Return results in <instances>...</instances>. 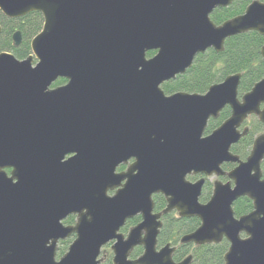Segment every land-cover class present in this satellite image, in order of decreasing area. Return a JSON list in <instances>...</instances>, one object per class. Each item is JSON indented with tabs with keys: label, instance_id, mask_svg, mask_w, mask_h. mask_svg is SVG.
<instances>
[{
	"label": "water",
	"instance_id": "water-1",
	"mask_svg": "<svg viewBox=\"0 0 264 264\" xmlns=\"http://www.w3.org/2000/svg\"><path fill=\"white\" fill-rule=\"evenodd\" d=\"M234 1L0 0L6 18H43L28 57L0 53V264H100L111 242L112 264H191L192 255L173 260L175 246H157L161 218L171 212L199 220L180 245L225 239L223 264H264V133L244 160L231 152L248 134V117L264 126V77L241 97L240 73L204 94L161 88L197 55L222 52L228 38L264 37V0L212 22L215 9ZM21 41L15 31L13 46ZM60 78L66 83L52 88ZM226 107L228 118L205 134ZM153 195L166 201L160 212ZM242 197L252 210L235 217L232 205ZM71 215L74 225H64ZM72 235L56 260L58 243ZM136 247L142 253L133 259Z\"/></svg>",
	"mask_w": 264,
	"mask_h": 264
},
{
	"label": "trees",
	"instance_id": "trees-1",
	"mask_svg": "<svg viewBox=\"0 0 264 264\" xmlns=\"http://www.w3.org/2000/svg\"><path fill=\"white\" fill-rule=\"evenodd\" d=\"M253 0H235L227 8L215 9L210 15V19L216 25L240 15L244 12L246 6ZM43 18L39 12H31L17 19H9L0 14V53L10 52L17 59L22 60L31 53L30 42L42 29ZM15 31L21 34V44L14 47L12 44V35ZM264 43V37L256 32H247L226 39L224 50L220 53L212 49L207 50L204 54L196 56L193 65L183 75H178L174 80H170L161 85L166 95L176 92H185L190 94H204L208 88L220 83L225 77L231 74L240 73L241 80L238 87V97L248 92L252 86L264 77V58L260 56V49ZM155 52L150 51L146 54L151 57ZM66 83L65 79H58L52 84V88L61 86ZM230 114L229 108H225L219 118L209 120L206 134L218 127ZM248 134L243 137L237 144L231 147V152L244 160L251 149L253 140L259 134L264 133V126L253 116L249 126ZM233 168L232 164H224L223 169L229 171ZM261 172L264 177V159L261 162ZM212 192V182L206 180L200 196V202L205 203ZM165 207V201L162 196L154 197V210L161 211ZM234 216L239 217L249 213L252 210L251 201L242 197L232 205ZM140 217H134L126 222L123 232L136 225ZM73 217H68L64 224H72ZM199 226L197 218H178L175 212H171L162 217V228L157 237V246L161 247L166 244L176 246L173 254V260L179 262L186 256L192 255L191 264H223V256L228 249V243L225 239L217 244H206L194 246L192 244L180 245L179 239L182 235L194 231ZM69 240L62 241L65 245ZM63 249L61 250V254ZM142 247H136L132 258L140 256ZM111 264V261L108 262Z\"/></svg>",
	"mask_w": 264,
	"mask_h": 264
},
{
	"label": "rangeland",
	"instance_id": "rangeland-1",
	"mask_svg": "<svg viewBox=\"0 0 264 264\" xmlns=\"http://www.w3.org/2000/svg\"><path fill=\"white\" fill-rule=\"evenodd\" d=\"M260 1H262V0H260ZM252 118H253V116H250V117L247 118V120H246V122H245V125H246V126H249V124H250ZM206 128H207V127H206ZM205 130H206V129H205ZM205 134H206V133H205ZM187 180H189V181H194L193 178H192L191 176H188V177H187ZM213 180H214V177H212V178L209 179L210 182H212ZM112 194H113V192H109V195H112ZM125 226H126V224H125ZM125 226H124V227H125ZM124 227L121 228L120 232L123 233L124 235H126L127 232H128V229H127L126 232H123ZM67 240H69V242H68L67 244H65V245H62L61 243H58V247H57V251H56V260H58V259L62 256V255L59 256V254H61V250H62V249H63V251H62L63 253H62V254H64V253L67 252L68 247H69V245H70L72 239H71V240H70V239H67ZM111 244H112V242H111V243H108L107 245H105V246L102 248L101 253H100V256H99V258L101 259V263H100V264H108L109 261H111V264H112V251H111V249H110V245H111Z\"/></svg>",
	"mask_w": 264,
	"mask_h": 264
},
{
	"label": "flooded vegetation",
	"instance_id": "flooded-vegetation-1",
	"mask_svg": "<svg viewBox=\"0 0 264 264\" xmlns=\"http://www.w3.org/2000/svg\"><path fill=\"white\" fill-rule=\"evenodd\" d=\"M133 163V159H130L126 164H121V165H119L118 167H117V169H116V172H123V171H125L127 168H128V166L129 165H131ZM233 165V164H232ZM233 167H234V165H233ZM222 169H223V165H222ZM233 169V168H232ZM224 170V169H223ZM225 171V170H224ZM230 171V170H229ZM6 172L7 173H9V170H6ZM192 178H193V180L194 181H196L197 179H199L200 178V176H191ZM210 178H206V180H209ZM206 180H205V183H206ZM220 180L221 181H223V182H226L227 181V178L226 177H220ZM194 181H192V182H194ZM214 181V180H213ZM212 181V182H213ZM205 185V184H204ZM204 187V186H203ZM203 190V189H202ZM155 196H158V195H153V201H154V197ZM160 196H162V195H160ZM162 198H163V196H162ZM164 199V198H163ZM164 201H165V199H164ZM165 206H166V201H165ZM155 211V210H154ZM156 212V211H155ZM158 212V211H157ZM160 212V211H159ZM68 217H73V219H74V222L72 223V224H64V221L68 218ZM64 221H63V224L64 225H67V226H69V225H74V223H75V216H68ZM163 217V216H162ZM161 222H162V218H161ZM162 228V227H161ZM161 230V229H160ZM160 233V232H159ZM159 235V234H158ZM67 239H74V235H72L71 237H69V238H67ZM66 239V240H67ZM65 241V240H64ZM62 241H60L59 243H61ZM72 242V241H71ZM176 247V246H175Z\"/></svg>",
	"mask_w": 264,
	"mask_h": 264
}]
</instances>
